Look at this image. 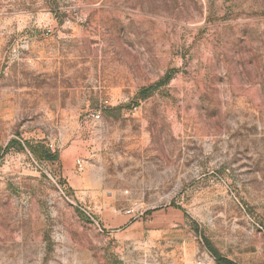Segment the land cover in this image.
<instances>
[{
  "label": "rangeland",
  "instance_id": "obj_1",
  "mask_svg": "<svg viewBox=\"0 0 264 264\" xmlns=\"http://www.w3.org/2000/svg\"><path fill=\"white\" fill-rule=\"evenodd\" d=\"M210 248L264 264V0H0V264Z\"/></svg>",
  "mask_w": 264,
  "mask_h": 264
},
{
  "label": "built area",
  "instance_id": "obj_2",
  "mask_svg": "<svg viewBox=\"0 0 264 264\" xmlns=\"http://www.w3.org/2000/svg\"><path fill=\"white\" fill-rule=\"evenodd\" d=\"M47 32H50V29H47ZM92 119H99L100 118V109L94 110L91 114H90ZM85 168V161L82 158H77L75 160V169L76 172H82Z\"/></svg>",
  "mask_w": 264,
  "mask_h": 264
},
{
  "label": "trees",
  "instance_id": "obj_3",
  "mask_svg": "<svg viewBox=\"0 0 264 264\" xmlns=\"http://www.w3.org/2000/svg\"><path fill=\"white\" fill-rule=\"evenodd\" d=\"M209 247V246H208ZM211 251H212V254L216 257L217 261L220 263V264H237L231 260H228L224 257H221L215 250H213L212 248H210Z\"/></svg>",
  "mask_w": 264,
  "mask_h": 264
}]
</instances>
